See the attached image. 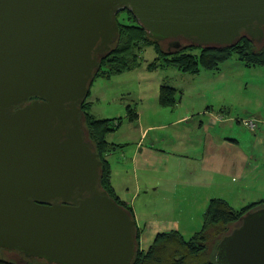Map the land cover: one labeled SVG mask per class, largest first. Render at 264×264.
I'll return each mask as SVG.
<instances>
[{"label":"water","instance_id":"obj_1","mask_svg":"<svg viewBox=\"0 0 264 264\" xmlns=\"http://www.w3.org/2000/svg\"><path fill=\"white\" fill-rule=\"evenodd\" d=\"M124 11L175 50L264 39V0H0V249L132 264L136 222L101 188L81 110ZM216 262L264 264V208L220 241Z\"/></svg>","mask_w":264,"mask_h":264},{"label":"crops","instance_id":"obj_2","mask_svg":"<svg viewBox=\"0 0 264 264\" xmlns=\"http://www.w3.org/2000/svg\"><path fill=\"white\" fill-rule=\"evenodd\" d=\"M202 73L208 72L180 74L194 78ZM168 86L178 92L172 108L158 104L159 94L148 103L138 99V119L131 123L138 131L137 136L141 135L137 141H123L115 133L107 136L108 143L125 145L108 154L106 161L111 166L114 191L132 207L136 227L141 228L139 215L143 213L147 218L140 238H155L160 232L178 231L179 214L193 209L198 210L196 222L199 225L208 202L214 198L225 200L234 209L264 200V186L261 191L259 185L264 182L263 118L258 115L256 118L247 116L244 120L238 117L232 120L230 116L224 119L223 115L209 110L208 114H203L209 122L203 121L201 113H191L194 109L184 105L187 93ZM146 106L157 116L177 109L179 114L168 124L145 127L141 126L139 109ZM149 109L144 108L145 111ZM248 119L257 120L258 127L252 137L244 139L238 135L241 129L236 124L241 126ZM156 129L163 134L157 140L149 138L150 143L144 144L143 138ZM139 200L146 205H140Z\"/></svg>","mask_w":264,"mask_h":264},{"label":"trees","instance_id":"obj_3","mask_svg":"<svg viewBox=\"0 0 264 264\" xmlns=\"http://www.w3.org/2000/svg\"><path fill=\"white\" fill-rule=\"evenodd\" d=\"M118 37L111 46L110 52L101 59L96 77L110 79L111 77L141 66L139 55L143 48L154 46L158 56L146 65L148 71L174 68L182 74L198 75L201 72L218 73L222 64L235 57L245 67H264V40L261 43L242 38L231 48H197L187 46L182 50L164 52L160 44L145 32L135 18L127 11L116 16ZM199 49V54H191ZM139 60V61H138ZM178 92L166 85L159 89V105L172 108L176 104ZM89 95L81 106L84 132L94 146L95 152L103 163L101 188L118 205L124 208L135 220L132 207L122 201L112 186L111 166L106 157L125 145L108 143L107 136L117 132L120 121L112 119H95L91 114ZM126 119L135 123L138 119L136 109L127 106ZM115 122L117 125H115ZM264 208V200L249 203L240 209L232 208L225 200L211 199L202 214L201 227L188 239L180 232L170 231L158 233L153 243L146 251L139 248L141 230L136 227L138 247L132 264H217L216 252L220 241L238 226L239 220L249 212ZM213 244L215 246L213 247ZM0 264H15L0 260Z\"/></svg>","mask_w":264,"mask_h":264},{"label":"rangeland","instance_id":"obj_4","mask_svg":"<svg viewBox=\"0 0 264 264\" xmlns=\"http://www.w3.org/2000/svg\"><path fill=\"white\" fill-rule=\"evenodd\" d=\"M164 43L160 44L162 51L167 53L175 50L169 48ZM179 43L182 46L186 44L181 41H179ZM199 51V49H196L192 51L191 54L198 55ZM157 56V50L154 46L145 47L141 50L139 55L140 67L123 74L115 75L110 79L96 77L90 87L88 99L90 103H93L92 110L90 111L92 116L95 119L102 118L112 119L116 122L120 121V126L115 135L118 134L119 138L123 141L134 142L141 136H137L138 131L133 128L132 124L126 119L127 106L135 108L137 112V108L140 107V101L138 99L142 98L144 103L154 100V96L159 94L160 86L164 85H172L173 87H177L180 91L183 89V92L187 93L184 97V105L187 108L194 109L191 113L199 112L201 113L200 116H203V114H208L211 111L223 115L224 119L230 116L232 120L236 117L240 118V120H244L249 116H255L256 118L260 115L264 120V67L248 68L235 57H232L222 64L220 71L215 75L208 74L210 73L208 72L192 78L193 76L191 77L178 73L172 67L164 70L148 71L146 65L155 60ZM144 108L149 109V107L146 106L141 107L139 111L142 113L140 116L141 126L145 127L146 125L159 126L168 124L179 114L177 109V111L168 110L162 112L157 116L156 114L154 115L150 109L145 111ZM221 108L224 109L221 110ZM204 118L207 119V117H201L203 121L209 122V119L206 120ZM253 121L256 123V130L258 121L255 119H253ZM116 122L115 125H117ZM240 125L241 126H238L236 124V126L241 129L238 131L239 136L244 139H249L253 136L252 132H250L243 123ZM261 129H264V125L261 126ZM162 134L163 132L158 129L151 131L149 137L145 136L143 138V143H150L149 138L157 140ZM125 181L127 185L128 181L126 178ZM259 185L262 191L264 182H261ZM138 203L140 205H146L143 200H139ZM158 203H161L160 200H158ZM135 205L137 207L136 203ZM197 215L198 210L195 209L179 214L180 229L178 232H180L185 239L193 236V231L196 232L201 227V223L198 225V222H196ZM176 217L175 213L174 219ZM138 218L141 221L140 227L143 228L147 218L143 213L139 215ZM141 228L139 229L142 230ZM153 241L154 238H140L139 248L146 251ZM214 246L215 244H213V247ZM0 260L13 262L15 264H46L42 260L36 258L27 259L18 252L4 249H0Z\"/></svg>","mask_w":264,"mask_h":264},{"label":"built area","instance_id":"obj_5","mask_svg":"<svg viewBox=\"0 0 264 264\" xmlns=\"http://www.w3.org/2000/svg\"><path fill=\"white\" fill-rule=\"evenodd\" d=\"M245 126L248 127L251 131H254L256 128V123L253 121V119L245 120L244 122Z\"/></svg>","mask_w":264,"mask_h":264},{"label":"flooded vegetation","instance_id":"obj_6","mask_svg":"<svg viewBox=\"0 0 264 264\" xmlns=\"http://www.w3.org/2000/svg\"><path fill=\"white\" fill-rule=\"evenodd\" d=\"M164 42H165V41H164ZM164 42H163V43H164ZM170 42H174V41H169V42L166 41L164 44H166L169 48H173V47L171 46L172 43H170ZM169 43H170V44H169ZM172 45H173V44H172ZM173 49H174V48H173Z\"/></svg>","mask_w":264,"mask_h":264},{"label":"bare ground","instance_id":"obj_7","mask_svg":"<svg viewBox=\"0 0 264 264\" xmlns=\"http://www.w3.org/2000/svg\"><path fill=\"white\" fill-rule=\"evenodd\" d=\"M248 128V127H247ZM249 129V128H248ZM249 131L250 132H255L256 130H254V131H251L250 129H249ZM111 135V134H110ZM137 247H138V238H137V235H136V249H137Z\"/></svg>","mask_w":264,"mask_h":264}]
</instances>
